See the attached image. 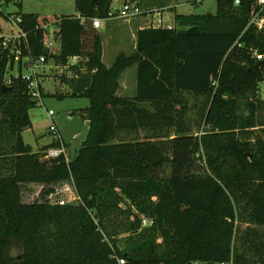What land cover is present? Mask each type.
<instances>
[{
    "label": "trees",
    "instance_id": "trees-1",
    "mask_svg": "<svg viewBox=\"0 0 264 264\" xmlns=\"http://www.w3.org/2000/svg\"><path fill=\"white\" fill-rule=\"evenodd\" d=\"M216 2L215 14L179 15L174 29L139 31L136 51L110 67L91 20L107 19L114 0H75L77 15L55 16L50 25L17 13L29 39L25 56L66 67L72 76L60 78L69 95L90 100L89 132L73 160L47 157L59 142L42 152L27 145L23 132L38 104L23 80L5 84L2 54L0 264H264V134L254 133L264 130V62L252 55L264 56V30L250 25L256 0ZM2 4L22 9V0ZM130 68L135 96H119ZM189 98L204 113L199 136L186 124ZM165 168L170 175L161 176ZM28 187L40 189L39 200L23 201ZM67 187L70 196L55 200ZM114 213L134 215L126 247L107 228Z\"/></svg>",
    "mask_w": 264,
    "mask_h": 264
},
{
    "label": "rangeland",
    "instance_id": "rangeland-1",
    "mask_svg": "<svg viewBox=\"0 0 264 264\" xmlns=\"http://www.w3.org/2000/svg\"><path fill=\"white\" fill-rule=\"evenodd\" d=\"M160 2L169 3L168 7L172 5L176 6V11L179 15H207L215 14L217 11L216 0H161L157 2V4ZM22 4V9L15 4L1 5L4 15H0V34L15 32V28L10 24L9 19L5 17L7 14L17 16V13H20L21 10L23 13H35L40 17L42 24L44 18H48L50 22L47 25H50L55 16L75 12L74 0H22ZM151 9H154V7H151ZM120 24L124 25L123 23ZM120 54H117L116 58ZM108 61L107 59V62ZM37 71L43 72L40 74L44 92L43 104H38L30 110L29 114L32 126L23 132L24 141L27 145H30L35 152H42L45 146L50 145L52 142L59 141V138L54 137L52 131L55 125L67 150V158L73 160L81 150L89 132V121L86 112L90 107V100L85 97H73L69 95L71 89L63 84L60 78L61 75L72 76V72L68 69L40 68ZM24 73L29 74L30 72L24 70ZM259 85L260 92L262 93L261 97L264 98V81ZM61 94H65V96L63 98L59 97ZM195 103L196 101L194 99L189 98L188 104L191 108L186 116V124L187 127L189 126L193 136H199L203 129V122L201 119L204 113L202 117L199 115V112H197L193 106ZM249 108L248 105L241 104V115H249ZM49 111L54 112L53 119L49 116ZM260 116L261 118L259 119L264 121V108L261 110ZM260 130L261 129H257L254 133L258 136H262L264 130ZM169 133L174 135V130H169ZM195 173L197 175H200V173L203 174L201 171ZM160 174L161 176L170 175V170L165 168ZM70 189L71 188L67 187L64 192L59 191L58 196L54 199H67L70 196L68 194V192L71 191ZM39 190L40 189L37 187L26 188L23 194V201L34 202L39 200V195H37ZM133 221L134 215L127 218L126 216L115 213L106 220L107 228L121 247H126L127 244L131 242L128 241V239L134 236V234L131 233ZM148 222L149 220H147V223ZM142 226H149V224H144L142 221ZM243 229H246L245 225Z\"/></svg>",
    "mask_w": 264,
    "mask_h": 264
},
{
    "label": "built area",
    "instance_id": "built-area-1",
    "mask_svg": "<svg viewBox=\"0 0 264 264\" xmlns=\"http://www.w3.org/2000/svg\"><path fill=\"white\" fill-rule=\"evenodd\" d=\"M237 5L240 4V0H236ZM0 14L4 15L1 5H0ZM142 11L136 3L125 2L120 8L113 7L107 19H120V20H129L137 16H141ZM9 19L10 24L15 28V32L10 34H0V57L5 52L9 57L8 64V73L6 76L5 84L7 86L12 85L15 80L21 79L26 82L31 99L34 100L37 104H43L44 92L42 88V80H40V74L43 72H38L40 68H56V69H65L61 65H57L54 61L46 63L47 59L45 57H40L39 59H32L25 56V51L29 48V39L28 34L20 26L21 18L19 16H14L12 14L5 15ZM92 26L95 29H99L101 26L102 20L99 18H94L91 20ZM250 25L255 26L258 30H264V0H256L254 10L252 11ZM172 29L171 27H169ZM238 47H242L241 44L237 43ZM56 42L53 39H50L47 42V48L54 50ZM252 55L256 60L263 61L264 56L259 54L257 51H253ZM76 62H71L68 66L75 65L78 61L77 57H74ZM67 66V67H68ZM24 70H28L30 73L25 74ZM45 71V70H44ZM63 73V72H62ZM60 74V73H59ZM262 95V93L260 92ZM264 96V93H263ZM49 116L53 119L54 112L49 111ZM55 138H59L60 147L49 149L46 154L49 158H58L62 155L66 159V148L62 142L61 136L57 130V127L54 125L52 128ZM143 223H147V220H143ZM120 264H124V260H120ZM214 264H232V263H214Z\"/></svg>",
    "mask_w": 264,
    "mask_h": 264
},
{
    "label": "crops",
    "instance_id": "crops-1",
    "mask_svg": "<svg viewBox=\"0 0 264 264\" xmlns=\"http://www.w3.org/2000/svg\"><path fill=\"white\" fill-rule=\"evenodd\" d=\"M125 2V0H114L113 7L120 8ZM138 7L142 11L141 16H137L129 20H120L116 18L105 19L102 20L100 28L97 29L102 38L103 62L106 66L110 67L114 63L117 54L125 53L127 55H131L136 51L137 33L139 31L150 28L170 29L169 27H171L174 29L178 26L176 17L179 16V14L176 11V6L172 5L166 8L154 9H150L145 6ZM64 15L76 16L77 13L75 11L74 13L61 14L60 16ZM120 23H123L124 25H121ZM107 59L109 60L108 62ZM71 62H76V59L71 58ZM136 78L135 68L126 70L120 79V89L118 95L123 97H134L136 93Z\"/></svg>",
    "mask_w": 264,
    "mask_h": 264
},
{
    "label": "water",
    "instance_id": "water-1",
    "mask_svg": "<svg viewBox=\"0 0 264 264\" xmlns=\"http://www.w3.org/2000/svg\"><path fill=\"white\" fill-rule=\"evenodd\" d=\"M264 62V60L263 61H260V62H258V65L259 64H262ZM5 89H9L8 87H5Z\"/></svg>",
    "mask_w": 264,
    "mask_h": 264
}]
</instances>
